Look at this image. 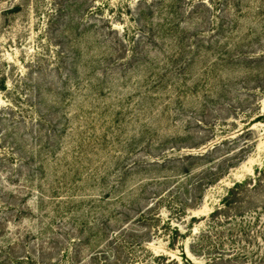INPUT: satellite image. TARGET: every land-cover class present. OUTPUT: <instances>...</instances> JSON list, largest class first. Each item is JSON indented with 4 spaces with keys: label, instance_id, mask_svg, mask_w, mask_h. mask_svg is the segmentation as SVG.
Segmentation results:
<instances>
[{
    "label": "rangeland",
    "instance_id": "374dc122",
    "mask_svg": "<svg viewBox=\"0 0 264 264\" xmlns=\"http://www.w3.org/2000/svg\"><path fill=\"white\" fill-rule=\"evenodd\" d=\"M0 264H264V0H0Z\"/></svg>",
    "mask_w": 264,
    "mask_h": 264
},
{
    "label": "trees",
    "instance_id": "16d2710c",
    "mask_svg": "<svg viewBox=\"0 0 264 264\" xmlns=\"http://www.w3.org/2000/svg\"><path fill=\"white\" fill-rule=\"evenodd\" d=\"M217 149V146H214L213 148H212V150L209 152V153H212L213 151H215Z\"/></svg>",
    "mask_w": 264,
    "mask_h": 264
}]
</instances>
